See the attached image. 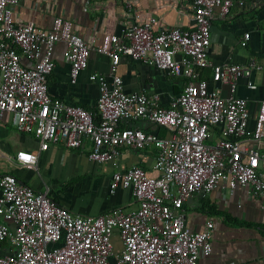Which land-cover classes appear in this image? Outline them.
<instances>
[{
	"label": "built area",
	"instance_id": "1",
	"mask_svg": "<svg viewBox=\"0 0 264 264\" xmlns=\"http://www.w3.org/2000/svg\"><path fill=\"white\" fill-rule=\"evenodd\" d=\"M18 3L0 0V120L9 114L12 128L36 137L39 148L1 151L2 156L36 168L40 151L50 144L75 149L88 138V158L100 163H115L126 147H154L151 168L157 174L137 163L115 170L111 192L129 189L136 206L99 215L74 213L48 190L36 191L12 173L0 175V264H198L212 251L216 221L208 218L202 230H193L184 206L190 197L247 187L264 199V151L251 145L264 140V100L251 131L248 101L236 95L242 77L249 88L256 87L252 78L264 72V60L213 64L209 58L216 9L227 17L235 0H192V29L157 31L151 16L120 34L106 32L97 50L109 57V73L90 75L99 89L96 110L53 97L48 85L56 44L65 43L64 57L76 83L89 65L92 39L77 34L62 16H55L49 28L16 21ZM125 7L133 11L131 2ZM249 39L245 32L241 45ZM125 57L183 77L182 91L164 104L159 92L125 90L118 73ZM206 67L212 68L210 79L201 75ZM141 119L164 127L167 135L125 125ZM215 127L220 135L212 143Z\"/></svg>",
	"mask_w": 264,
	"mask_h": 264
},
{
	"label": "crops",
	"instance_id": "2",
	"mask_svg": "<svg viewBox=\"0 0 264 264\" xmlns=\"http://www.w3.org/2000/svg\"><path fill=\"white\" fill-rule=\"evenodd\" d=\"M131 2L133 11H128L126 2ZM192 0H19L13 9L16 21H34L38 26L49 28L55 16H62L73 22L74 31L85 39H92L88 67L72 83L70 63L64 57L65 43L56 44L53 52L54 68L48 78L50 94L68 103L95 110L99 89L97 82L90 79L94 72L108 74L110 59L100 53V46L106 32L121 33L130 24L156 17L157 31L171 27L194 28ZM235 0L230 14L221 17L216 9L211 25L209 58L213 64L247 63L251 59L264 60V0ZM139 16V18L136 17ZM245 32H250L247 46L240 41ZM209 69L211 76L212 68ZM118 73L123 78L127 91L146 90L159 92L164 104L178 95L183 88V77L167 74L157 67L129 57L122 58ZM255 88L248 87V78L238 81L236 95L248 101L250 112L249 129L253 131L259 105L264 100V72L253 75ZM230 94L223 86V95ZM166 136L167 130L141 119L126 122ZM220 135L219 128L210 131L209 142H215ZM90 140L84 139L79 148H68L63 142L50 144L39 153L36 168L18 165L15 160L2 156L15 153L20 147L39 148V141L29 134L17 133L11 126L10 115L0 120V175L15 174L20 181L36 191L48 190L49 196L74 213L99 215L116 207L131 209L136 200L129 189L110 190L115 170H126L132 164H140L150 174H157L151 168L157 153L154 147L136 150L123 148L116 162L100 163L88 158ZM251 145L264 151V140L251 141ZM264 172V171H263ZM187 224L193 230H202L208 218L216 221L212 235V251L201 256L198 264H264V199L255 197L249 188L239 187L233 191L217 188L208 195L195 194L184 204ZM116 246L120 242L115 236Z\"/></svg>",
	"mask_w": 264,
	"mask_h": 264
},
{
	"label": "trees",
	"instance_id": "3",
	"mask_svg": "<svg viewBox=\"0 0 264 264\" xmlns=\"http://www.w3.org/2000/svg\"><path fill=\"white\" fill-rule=\"evenodd\" d=\"M201 75H202V77H204V78H208V79H210L211 78V76H209V69H206V68H203L202 69V71H201ZM96 110V109H95ZM164 128V127H163ZM164 130H166V129H164Z\"/></svg>",
	"mask_w": 264,
	"mask_h": 264
},
{
	"label": "water",
	"instance_id": "4",
	"mask_svg": "<svg viewBox=\"0 0 264 264\" xmlns=\"http://www.w3.org/2000/svg\"><path fill=\"white\" fill-rule=\"evenodd\" d=\"M58 203V202H57ZM58 204H60V203H58Z\"/></svg>",
	"mask_w": 264,
	"mask_h": 264
}]
</instances>
